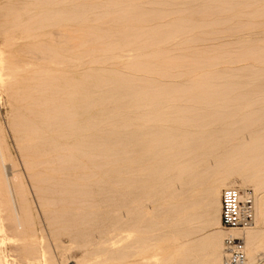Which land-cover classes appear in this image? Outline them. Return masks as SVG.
I'll return each mask as SVG.
<instances>
[{
  "label": "rangeland",
  "instance_id": "1",
  "mask_svg": "<svg viewBox=\"0 0 264 264\" xmlns=\"http://www.w3.org/2000/svg\"><path fill=\"white\" fill-rule=\"evenodd\" d=\"M59 1L60 0H57V2H55V0H45L44 2L41 0H27V2L24 3V2H21V0H15V1L14 0H0V63H1L0 64V78H2V80L0 79V147H1L0 148V151H1L0 152V167L3 168V169L0 168V175L3 174L6 179L7 178L8 180L10 179V183H11V186L14 188V191H16V193L18 194L21 193L20 195L15 194V193L14 194H15V197L16 195L18 196L15 199H17L16 202H18V205H20L21 209L23 210L22 220L26 226V236L24 235V236H21L20 238L19 237L16 238V236H11L12 234L10 235V233L6 235L3 230H2L3 232L1 231V228H0V232H2L0 233L2 234V236L0 235V238H1L0 239L1 240L0 241V264H16V263L26 264V261L24 259L19 263L18 261L13 260L12 249L16 248L17 246L21 248L22 247L21 245L28 243V241L36 242V244L38 242L39 243L37 244L38 246H43L50 239L52 241L53 238L50 233L53 228H50L49 226L47 228V224H49L50 222H54V221L53 220L48 221V220H50V217L58 213L60 214L63 212H67V214L68 213L71 214V212L74 211V207H75V210L77 209V211L86 210V209L87 210L96 209L97 211H101V213L109 214V216L114 220L124 219L126 213L123 210L124 203L122 202V199L124 198L123 193L125 192V189L123 185L121 184V180L122 179L124 180V178L126 177L129 178L130 175L132 176V178H130V180L132 181H136L139 177V175L137 174H132L130 170L128 169V167L125 166V163H124L125 161L123 158L124 152L128 149L129 150L132 149L133 151L138 152L140 154L143 153V158L145 162L148 163V165H146L144 169L146 171L156 168L158 160H159V156H157V154L153 152L154 150L153 147L155 145H152V143H149V142H145L144 134L133 136V138L130 137L131 132L135 129V121H136V117L138 116V113L148 110L151 113H162V114L169 113L170 114L173 109L171 105L173 104L179 108H186L189 105L199 104L202 101H205V102L211 101L212 103L219 101L217 103H220V100L221 101L223 100L221 103H225V102L234 103L235 100L240 101L242 99L241 97L243 96L245 97V102L247 106L244 105V108H241L240 111L239 110L237 111L236 120H237L238 114L239 113L241 114L242 112H245V111H249L253 113L251 115V117L254 115L252 119L260 118L261 116L255 113V111L257 107L264 108V92H263L264 88L262 89V87H264L262 86L264 83L263 81L264 80L263 79L264 78V69H263L264 63H260L257 60L259 58L260 52L264 51V41H263L264 35H262L264 34L263 32L264 31V26H263L264 25V12H263V15L258 16V17L248 18L246 16L250 12L260 13L261 11H264V0H243L245 1L243 4L237 7H229L226 11L227 16L233 15V16L238 17L234 20L232 19L229 21H226L228 20L227 17L225 16L226 14L222 16L221 12H218L217 7L215 6L217 0H213V2L212 0H209L207 1V3L204 0H184L179 4L177 3V1H173V0H139V2L142 5L141 8L145 14L152 15V14H156L158 10L161 11L159 13L160 17H162L161 20L160 21L153 20L149 23V25H152L153 27L159 26L160 24L164 26L166 21H170L176 15V14H172L173 10H178V9L179 11H181V13L178 15H180V17L182 18H185V20L190 21L191 26H192L190 31L179 34L180 40L190 39V41L187 44H185L184 46L182 45L173 46L177 44V42L174 41L170 47V50L173 51L174 56H177L183 61L187 59L186 63L182 61L183 63L186 64V65L184 64V66L186 67H184L181 72L186 73L188 76V79L190 80L187 79L186 81H184L186 85L185 89L176 90V92L170 93L171 96L168 98H158L157 97L158 99L154 97L146 96L143 93L144 90L142 88L143 87L154 88L157 85L159 87L157 86L155 88L170 87V86L179 84L180 82H183V81H181L180 79H173L170 81H163L162 83L159 82L157 83V85L156 83L153 85L152 84L150 85L147 82L140 83L138 80H135L131 87L124 90L123 85L119 80V76H121L122 71H124L123 73H126L128 71L127 69L131 67L130 65H132L134 62L138 60H142L143 58L148 57V56H154L155 53H153L151 48H149V50H147L144 54L141 55V53L137 52L136 50L135 41L129 40L126 44V50H125V53L128 56L123 53H118V54L113 55V65L103 64L102 62L96 61L100 57L98 53H95V52L93 53L91 51L80 53L77 49H74V47L72 46L73 45L72 43L75 44V42H78V44H80L81 42L84 41V39H83V36L77 33L74 34L73 32L82 31V29L84 30V29H87L88 27L96 26L99 24V22L97 20L95 21V17L90 15L86 19L82 20L81 23L80 21H76L75 22L76 24L74 23L73 24H70V23L63 24L60 20H57V18L54 17L53 14L56 12L57 9L62 10L64 13L72 12L75 8V3H70L67 0L64 2L65 4L60 3L59 6L57 7ZM83 1L85 2L88 0H83ZM94 1L95 3L98 2V0H94ZM10 5L13 6V8L12 7L9 8ZM12 9H15V10L17 9V10L13 11ZM18 10L21 11V13ZM15 14L17 17L14 16ZM10 15H12V17ZM5 16H6V19H5ZM252 19L254 20V22L252 21ZM18 20L20 21L18 22ZM25 23L29 25V29H21V26L23 24L25 25ZM194 23L195 24L197 23V24L195 25ZM205 23H207L208 25L206 26ZM210 23L211 24L213 23V24L211 25ZM220 23H223V25ZM125 26L128 27L131 25L130 23L127 22ZM12 28H15V29L12 30ZM207 29H208V32H210L209 36L212 39V40L210 39L209 41L203 40L204 39L203 37H206L204 35V32H206L205 30ZM196 31H197V34H196ZM260 31L262 32L260 33ZM62 32L68 35V37H71V38L73 37L75 39H68L69 40V43H68L67 39L62 38V36L59 35V33H62ZM198 32H200V34ZM25 34L26 35L28 34V35L26 36ZM56 34H58L57 36L58 38L55 36ZM172 35L177 36L175 31H172ZM193 35L194 37L197 36L198 38H196L195 40ZM224 35L227 36L226 37L228 38L227 41L224 40L226 39ZM54 38H56L55 40H57L58 42L55 41ZM58 39H60L61 43L59 42ZM216 39H219V40H216ZM31 43H35V44L31 46ZM40 44L41 45L43 44L49 48L48 50L45 51L46 54L48 53L47 56H51L54 53H58L61 57V61H59L58 63L54 59L51 60V58L49 60L48 58L40 59L41 56L40 57L38 56L42 53V52L39 53L41 49L34 48V45L38 46ZM78 44L76 43V45ZM90 44L91 43H85L84 45L88 47L90 46ZM57 45L59 46L61 45L60 49H59V46ZM257 45H260V46H257ZM169 46L170 45L166 43H161L159 45V47L163 51L169 48ZM255 47L256 48L258 47V49H256ZM68 48L69 50H67ZM222 48L226 49V51L228 52L227 57H230L229 60H226V59L218 60V58L221 56L219 53V50ZM21 49H27V50L29 49L31 52L28 51V54H24L25 53L24 50L23 52L19 51ZM227 49L228 50L230 49V50L228 51ZM249 49L254 50V51L250 53ZM131 51L132 53H134L133 54L134 57H131L132 55ZM32 52H34L36 55ZM29 53H31V55ZM7 54H10V55L8 56ZM18 57H20V59L24 61L23 64L15 69L16 73L13 76H6L5 72H8V70L5 67L8 65V63H10V61L13 58H18ZM35 57L36 58L38 57V58L36 59ZM128 58L129 59L131 58V60L133 59L134 61L128 62L129 61ZM38 59L40 60V62L38 61ZM64 60L66 63L64 62ZM77 60L79 61L77 62ZM42 62H44L45 64L42 65L43 64ZM212 62H217L218 67L216 66L214 69L210 68V63ZM36 63L39 64L40 66L37 65ZM232 66H235V67L232 68ZM252 67L255 69H253ZM91 68L92 70H96L100 72L103 75L104 79H107V80L105 81L102 80V82H99V83L97 82L96 84H94V82L92 81L85 80L84 77L91 73ZM19 69H21L20 70L21 72L19 71ZM202 69H204V71ZM242 69L243 70L249 69L250 70L249 73L253 74V76H250L248 73L249 75L248 77V75L245 74L244 71H242ZM45 70L47 71V73H45L46 72ZM213 70H216L217 72L219 70L221 71L223 70L222 72L221 71L219 72V73H222L223 76L221 74H219L218 76H213L212 78H210L209 81H205V85H202V86L194 85V82L200 76L204 75L205 73H207L205 75L209 76V74ZM233 70L237 71V73H240V74L244 73V74L237 75L236 73L237 75L236 81L232 82L233 85L230 82L228 86L227 79L231 75L230 73L234 72ZM256 71L258 73L255 74ZM227 72H229V74ZM225 73H227L228 75H226ZM42 74L44 76L52 75L51 77H55V78L64 77V79L68 80L69 89L71 90V97L74 98L76 101L74 105V111H76L75 116H74V120H75L74 128L76 130L75 138L77 139L76 141L75 139L74 140L72 139L63 140V142H65L66 145H72L71 147L68 146V149H59V150L55 149V146L53 143L54 135L53 133L48 132L47 129L45 128L46 116H44V119H43V115L40 116L34 112V107H33L34 98L33 97H30L31 99L26 98L23 101L21 100V102H19L18 98H20L19 96H21L19 92L23 93L24 88H25V85L23 86V84L26 83V81L28 83L34 81V79L38 75L42 76ZM141 75L144 77L148 76V74H145V73H141ZM246 75L248 78H246ZM189 76L191 77L189 78ZM216 77H217V80H216ZM15 79L21 80V81L17 80L18 82L17 84L24 81L23 83H21L22 86H20L21 84H19L17 85L18 87L15 86L14 88V92L18 93L16 94V96L14 95L16 99H14V97H12L11 95V94H14V92L12 93V91H8V85L14 82ZM111 79H114L115 82L108 81ZM165 82H168V83H165ZM235 85L237 86L236 88H235ZM259 85L260 87L261 86L262 87L260 88ZM239 86L241 90L239 89ZM19 89L20 90L23 89V91H19ZM248 89L249 90L252 89L251 91L252 94H256L257 93L256 90L260 92L257 93V97H256L255 95L252 96L251 92H248ZM134 93L135 95L132 97ZM209 94L211 95V97ZM203 95L204 97H201ZM249 97H252V98H249ZM17 100L19 103H17ZM245 102L243 103L245 104ZM90 103H92L93 105ZM91 105L93 107H91ZM24 106L25 107L28 106V107L24 109ZM28 108H30L31 111H29L30 109L28 110ZM29 112L32 113L31 116H33L32 117L33 119L30 117ZM228 112H229L228 110L219 109L218 112L216 113L218 116L217 119H218L220 126L221 125L224 127L225 126L228 127L229 125H230L229 127L232 126L230 124V121L233 120L230 115L231 111L229 113ZM171 116L173 115L170 114L169 119L175 118ZM37 124H39V126ZM148 124L154 125L153 122H147L146 125ZM235 126L236 128H239V125H235ZM125 127H127L128 131L125 130ZM18 129H20L21 132ZM26 129L27 130L29 129L28 131L35 132V133L33 134L31 132H28ZM64 129H67V128H64ZM24 130L28 132L29 134L28 133L25 134L26 132ZM36 134L37 136H33ZM116 134L119 138L116 136ZM28 135L29 136L31 135L32 138L31 136L29 137ZM127 136H128L129 141L126 138ZM246 136L254 137L255 135L250 134ZM19 137H22V140ZM25 138H26V141H25ZM27 138H29L30 140L28 141ZM49 144H51V146ZM150 147L152 148L150 149ZM38 150H40L41 153H39ZM152 152L153 154H150ZM114 154H116L119 157H116V155ZM28 159H33L34 162ZM35 159H37V161H35ZM40 161L43 164H38L40 163ZM203 164L205 165V163L202 161V164L200 165L201 168L204 167ZM28 171L29 172L31 171V172L29 173ZM33 172L35 176H37L36 177V179H38L37 181L35 180V176L33 177ZM57 173H59V175ZM118 175L120 176V178H117ZM202 176H203V173H199L195 176L196 178H193L191 180H187L181 183H177L176 189L173 191L174 193H176V195L178 196L180 195V197H185L188 194L186 197L194 196L195 198L198 197L197 199H200V197L204 199L203 207L196 208L194 210V216L196 218L193 217V219L190 220L189 224L188 223L185 224L187 240L180 239L179 242L176 241V243H174L175 241L169 242L167 240L164 243L156 242L155 243L156 247L154 248V250H149V253L148 251H145L144 253H142L139 249L137 251V247L136 248L134 247L132 248L133 253L131 252L128 256L125 257V259H118L116 256H112V255L109 256L107 254V255L100 256L97 260H94V258L93 259L90 258L91 260L90 264H212L211 257L212 255H214L216 251H220L224 253L223 252V241L226 238L225 234H227L226 233L227 230L223 229L221 225H217L216 223L217 208L215 204L212 205L210 201H208L209 199L206 196L207 195L206 186L205 185L197 186V182L201 179ZM219 177L222 178L221 175H215L213 178L216 179ZM0 178H3V177H0ZM244 178H245L244 173L242 174L241 171H237L233 175L229 174L228 176H226L225 186L224 187L218 186V191H220L221 193L222 189L229 186V187H240L242 189H250L256 194L255 188H254V182H251L250 184L246 186L241 185V181ZM20 184H21L20 188L22 190L19 188ZM47 185L49 186L50 189L47 187ZM34 187H37V188L35 189ZM45 189L47 190L45 191ZM49 190L52 194H50ZM152 190L157 191V187L154 186ZM263 191L264 189L258 191V193L261 192V194L259 193L260 196L258 198L259 205H262L264 203V192ZM49 199L54 200L56 202L54 203V201H52L53 202L52 204L50 203V201H48ZM40 200H44V201H40ZM140 200L143 201V203L141 204L138 203V206L144 212L145 211L149 212L152 209H154L159 201L156 199V197L151 199V203H146L144 201L145 198H140ZM56 211L58 213H56ZM136 213L137 212L134 211L133 215L135 216ZM219 218H220V213H219ZM2 225L4 226L3 221L0 222V227ZM43 227L46 232L44 230L42 232L41 229H43ZM254 228L255 229H253L252 231H247L246 238H244L245 245H246V253L248 257V260H247L248 264H258L257 262L259 258L258 255L262 253L261 250H263L264 248V216L260 219L259 225L255 226ZM49 237L51 238L48 239ZM216 237L219 238L217 241H215ZM21 238H23L25 241ZM35 239H37V241ZM177 242L180 244H178ZM184 242H185V248H186L185 256L180 257L174 263L172 262L170 263V261L168 262V260L165 259L164 256L167 255L168 251L170 252V251L177 250L179 247L181 248L182 243ZM125 243L126 241H122L114 245V248L113 249L111 248L112 251L119 250L125 245ZM157 247L158 248L168 247V248L166 250H159L157 249ZM164 253L166 254L164 255ZM58 261H60L59 264H62L61 257H58ZM70 264H73V263L70 262Z\"/></svg>",
  "mask_w": 264,
  "mask_h": 264
},
{
  "label": "bare ground",
  "instance_id": "2",
  "mask_svg": "<svg viewBox=\"0 0 264 264\" xmlns=\"http://www.w3.org/2000/svg\"><path fill=\"white\" fill-rule=\"evenodd\" d=\"M24 1L21 0V2H24ZM41 1L45 2V0H41ZM65 1H67V0H60L57 7L59 6L60 3L65 4L64 3ZM68 1L70 3H75L74 10L72 12H69V13H64L62 10L57 9L56 12L53 14V16L57 18V20H60L63 24H65V23L76 24L75 23L76 21H80V23H81L82 20H84L88 16L92 15L93 17H95V21L97 20L99 22V24L96 26H91V27H88L87 29H84V30L82 29V31L73 32L74 34L77 33V34L83 36V39H84L83 42L84 43L83 42H81L80 44H78V42H75V44L72 43L73 44L72 46L74 47V49H77L80 53L86 52V51L98 53L100 55V57L96 61L102 62L103 64L113 65V55L118 54V53H123V54L127 55L125 53V50H126V44L129 40L135 41L136 50H137V52L141 53V55L144 54L147 50H149V48H151L153 53H155L154 56H148V57L143 58L142 60H138V61L134 62L132 65H130L131 67H129L127 69L128 71L126 73H123L124 71H122L121 76H119V80L122 83L124 90L131 87L135 80H138L140 83L141 82H147L150 85L151 84L153 85L155 83L157 85V83H159V82L162 83L163 81H170L173 79H180L181 81H183V82H180L179 84H176V85L170 86V87L155 88L158 86L157 85L154 88H150V87H143L142 88L144 90L143 93L146 96L154 97V98L158 99V98H168L171 96L170 93L176 92V90H180V89L183 90L186 88L184 81H186L188 79V76L186 73L181 72V71L184 67H186V66H184V64L187 62V59H185V61L181 60L177 56H174L173 51L170 50L171 44H173L174 41L177 42V44H175L173 46H176V45L184 46L185 44H187L190 41V39H181V40L179 39L180 33H185L187 31H190V29L192 27L190 21H187V20H185V18H182V17H180V15H178L181 13V11H179V9L173 10L172 14H176L177 16L175 15L173 19H171L170 21H166L164 26H162L160 24L159 26L153 27L152 25H149V23L153 20L154 21H160L162 17H160L159 13L161 11L158 10L156 12V14H152V15L145 14L141 8L142 5L139 2V0H98V2H96V3L94 0H90V1L88 0L85 2L83 0H68ZM173 1H177V3L179 4L184 0H173ZM204 1H206V3H207V1H209V0H204ZM25 2H27V0ZM55 2H57V0H55ZM212 2H213V0H212ZM244 2L245 1H243V0H217L215 6L217 7L218 12H221V15L224 16L229 7H237L241 4H243ZM16 3H17V1H16ZM29 5H31V4H29ZM11 7L13 8V6L10 5L9 8H11ZM7 10H9V9H7ZM12 10L16 11L15 9H12ZM19 12L21 13V11H19ZM263 12L264 11H261L260 13L250 12L246 16L248 18L258 17V16L263 15ZM234 14H236V13H234ZM10 16L12 17V15H10ZM14 16H16V14ZM14 16H13V18H14ZM225 16L228 19L226 21H229L232 19L234 20V19L238 18V17L233 16V15L232 16L229 15L230 16L229 17V16H227V14ZM5 19H6V16H5ZM240 19H241V17H240ZM14 20H16V19H14ZM5 21H7V20H5ZM19 21L20 20H18V22ZM252 21L254 22L253 19H252ZM127 22L130 23L131 26L126 27L125 24ZM220 24L223 25V23H220ZM49 25H50V23H49ZM205 25L207 26L208 24L205 23ZM17 26H19V25H17ZM261 28H263V27H261ZM13 29H15V28H12V30ZM21 29H29V25L25 23V25L23 24L21 26ZM58 29H60V28H58ZM228 29H230V28H228ZM258 29H260V28H258ZM172 31H175L177 36L172 35ZM205 31L206 32H204V35L206 37H203L204 38L203 40L209 41L211 39L209 36L210 32H208V29ZM261 32L262 31H260V33ZM19 33H21V32H19ZM56 33H57V31H56ZM198 33L200 34V32H198ZM196 34H197V31H196ZM196 34H194V35H196ZM59 35H61L62 38L67 39V40L68 39H75L73 37L72 38L68 37V35H66L64 32L59 33ZM194 35H193V37H194ZM262 35H264V34H262ZM55 36L57 37L58 34H56ZM190 36H191V34H190ZM260 36H261V34H260ZM226 37L227 36H225V38ZM10 38H12V37H10ZM196 38H198V37L197 36L194 37L195 40H196ZM55 39L56 38H54V40ZM223 39H224V37H223ZM227 39L228 38H226L224 40L227 41ZM58 40L60 42V39H58ZM77 40H79V39H77ZM216 40H219V39H216ZM55 41H57V40H55ZM226 41H224V42H226ZM229 41H230V39H229ZM197 42H198V40H197ZM240 42H242V41H240ZM68 43H69V40H68ZM76 43L78 45H76ZM85 43H91V44H90V46L86 47L84 45ZM161 43H166V44H169L170 46L165 51H163L159 47V45ZM210 43H211V41H210ZM220 43H221V41H220ZM33 44H35V43H31V46ZM57 46H59V45H57ZM60 46H59V49H60ZM257 46H260V45H257ZM14 47H15V45H14ZM10 48H11V46H10ZM34 48L41 49V51L38 50L39 53L42 52L38 56V57L41 56L40 59H47L48 58V60H49L51 58V60L54 59L58 63H59V61H61V57L58 53H54L51 56H47L48 53L46 54L45 51L48 50L49 48L43 44L42 45L40 44L38 46L34 45ZM250 48H252V47H250ZM256 49H258V47ZM23 50L25 52L24 54H28V51L31 52L29 49L28 50L27 49H21L19 51L23 52ZM67 50H69V48ZM36 51H37V49H36ZM253 51L254 50L249 49L250 53H252ZM32 53H34V52H32ZM131 53H132V51H131ZM219 53L221 56L220 57L218 56L219 57L218 60L219 59H226V60L230 59V57H227L228 52L226 51V49H224V48L220 49ZM29 54L31 55V53H29ZM34 54H33V56H34ZM133 54L134 53H132L131 57H134ZM137 54H135V55H137ZM7 55L9 56L10 54H7ZM157 59H158V61H157ZM196 59H198V58H196ZM255 59H257V58H255ZM9 60H10V58H9ZM65 60H64V62H65ZM128 60H127L128 62L134 61L133 59L131 60V58L130 59L128 58ZM257 60L260 63H264V51L260 52L259 58ZM38 61L40 62L39 59H38ZM78 61L79 60H77V62ZM182 61L185 63H183ZM23 62L24 61L22 59H20V57L13 58L10 61V63H8V65L5 67L8 70V72H5L6 76H13L16 73L15 69L17 67H19L20 65H22ZM195 62H197V61H195ZM249 62H251V61H249ZM42 63H43L42 65L45 64L44 62H42ZM47 63H46V65H47ZM224 63H226V62H224ZM86 64H87V62H86ZM190 64H192V63H190ZM198 64H200V63H198ZM217 64H218L217 62L210 63V68L214 69L217 66ZM236 64H237V62H236ZM30 65H31V63H30ZM37 65H39V64H37ZM54 65H56V64H54ZM61 65H59V66H61ZM235 66H232V68ZM250 66H252V65H250ZM5 68H3V69H5ZM208 69H206V70H208ZM253 69H255V68H253ZM20 70L21 69H19V71ZM202 70L204 71V69H202ZM47 71L45 73H47ZM220 71L221 70H219L217 72L216 70H213V71H211V73L209 72L210 74L208 73L209 76L205 75V74H207V73H205L204 75L200 76L194 82V85H196V86L205 85V81H209L210 78H212L213 76H218L219 74L222 75V73H219ZM242 71H244V73L247 75L250 72L249 69H247V70L242 69ZM141 73L148 74V76L144 77V76H142L143 74L141 75ZM227 73L229 74V72H227ZM227 73H225V74L228 75ZM236 73H237V71L230 73L231 75L227 79L229 81V82L227 81L228 86H229L230 82L232 84V82L236 81L237 75L240 74V73H237V75H236ZM256 73H258V72L256 71L255 74ZM243 74L241 73L240 75H243ZM247 75H246V78H248L249 75L253 76V74H251V73H249L248 77H247ZM43 76H44L43 74H42V76L38 75L34 79V81L29 82V83L26 81V83L23 84V86L25 85V88L23 87L24 91H23V89L22 90L19 89V91H23V93L19 92V94L21 95V96H19L20 98H18L19 102H21V100L23 101L26 98L29 99L30 97H33L34 98V105H33L34 112L40 116L43 115V119H44V116H46L45 128L47 129L48 132L53 133V135H54L53 143H54L55 149L56 150L57 149L58 150L59 149H68V146L71 147L72 145H66L65 142H63V140L64 139H72V140L75 139V141H76V139H77V138H75L76 130L74 128L75 127L74 116H75V112H76V111H74V105H75L76 101L74 98L71 97V90L69 89L68 80L64 79V77L63 78L51 77L52 75L51 76H44V77ZM190 77L191 76H189V78ZM0 79L2 80V78H0ZM84 79L87 81H92V82H94V84H96L97 82L98 83L102 82V80H104V81L107 80V79H104L103 75L100 72H98L96 70H92V68H91V73L89 75H86L84 77ZM17 80L18 79H15L14 82H12L8 85V91H12V93H13L15 86L18 87L17 85L24 82L23 81V82H20L19 84H17L18 83ZM188 80H190V79H188ZM216 80H217V77H216ZM220 80H222V79H220ZM256 80H255V82H256ZM18 81H21V80H18ZM108 81H114V79H111ZM188 82H190V81H188ZM4 83H3V85H4ZM165 83H168V82H165ZM243 83H245V82H243ZM20 86H22V84ZM246 86H248V85H246ZM262 86H264V83ZM230 87H231V85H230ZM236 87L237 86L235 85V88ZM259 87H260V85H259ZM20 88H22V87H20ZM242 88H243V86H242ZM263 88L264 87H262V89ZM193 89H195V88H193ZM239 89H240V86H239ZM251 91H252V89H250V90L248 89V92H251ZM256 91H257V93L260 92V91L258 92V90H256ZM263 92H264V89H263ZM126 93H128V92H126ZM131 93H132V91H131ZM257 93L252 94V92H251L252 96L255 95L256 97H257ZM16 94H18V93L14 92V94H11L12 97H14V99H16L15 98ZM179 94H180V92H179ZM134 95H135V93L132 95V97ZM200 95H202V94H200ZM261 95H263V94H261ZM116 96H117V94H116ZM218 96H220V95H218ZM201 97H204V95ZM210 97H211V95H210ZM227 97H229V96H227ZM241 98L242 99L240 101L235 100L234 103L233 102L221 103L223 100L222 101L220 100V103H217L219 101L213 102V103L211 101H207V102L202 101L200 103L198 102L199 104H192V105L187 106L186 108H179V107H176L174 104L173 105L170 104L173 107V109L170 113L173 115L171 117H175L173 119H169V115H170L169 113L168 114L167 113L166 114L165 113L164 114H162V113H151L148 110L138 113V116L136 117V121H135V129L131 132V134L129 133L130 137L133 138V136H137L139 134H144L145 135V142H149V143H152V145H155L153 147L154 148L153 152L156 153L157 156H159V160H158L156 168L146 171L144 169H145L146 165H148V163L145 162V160L143 158V153L140 154L138 152L133 151L132 149H131L132 151L128 149L124 152L123 158L125 161L124 162L125 166L128 167V169L130 170V172L132 174L139 175V177L136 181L130 180V178H132L131 175H130V177L128 176L129 178L126 177V178H124V180L123 179L121 180V184L123 185V187L125 189V192L123 193L124 198L122 199V202L124 203L123 210L126 213L124 219L114 220L109 216V214L101 213V211H97L96 209L95 210H92V209L87 210L86 209V210H78L77 211V209L75 210V207H74V211L71 212V214L70 213L67 214V212H63V213L59 214L56 211V213H58V214H55L54 216L51 215L52 217H50V220H48V221L53 220L54 222H50L49 224H47V228H48V226L50 228H53L51 230V233H50L52 238H53L52 241L50 239L51 237H49L48 239H50V240H48V242H46L43 246H38L37 245V244H39L38 242L36 244V242H30V241H28V243L22 244L21 245L22 247L20 246L21 248H19L17 246L16 248L12 249L13 260L18 261V263H19L24 259L26 261V264H59L60 261H58V257H61L62 264H70V262L73 264H90V261H91L90 258H92V259L94 258V260H97L100 256L108 254L109 256H111V255L116 256L118 259H125V257L128 256L133 251L132 248H134V247L135 248L137 247V251L139 249L142 253H144L145 251H148V253H149V250H154V248L156 247L155 246L156 242L157 243H159V242L164 243L167 240L169 242L175 241L174 243H176V241L179 242L180 239H186L185 224L186 223L189 224L190 220L193 219V217H195L194 216V210L196 208H202L203 207V200L204 199L202 197H200V199H197L198 197L195 198L194 196L186 197L188 194L185 197H180V195L179 196L176 195V193H174L173 191L176 189L177 183H181V182L196 178L195 176L199 173H203V176L197 182V186H203V185L206 186V188H207V195L206 196L209 199L208 201H210V203L212 205L215 204V206L217 208V212L215 211L217 213V217H216L217 225H220L219 224L220 223V218H219L220 191H218V186L219 187L225 186L226 176H228L229 174L233 175L237 171H241L242 174L244 173V176H245V178L241 181V185L246 186V185L250 184L251 182H254V188H255L256 194H255V221H254L253 226L251 228L247 229L243 233H241L238 230H227L226 231L227 234H225L226 238H229V237L235 238V239L240 238V237H243V239L246 238V235H247L246 232L252 231L253 229H255L254 227L259 225L260 219L264 216V203L262 205H259V203H258V198L260 196L259 193L261 194V192L258 193V191L264 189V108L263 107L262 108L257 107V109L255 111V113H257V114H259V116H261L260 118L252 119V117L254 115L252 117H251V115L253 113H251L249 111H245V112H242L241 114L238 112L239 114H238V117L236 120L237 111L238 110L240 111V109L244 108V105H246L245 97L243 96ZM249 98H252V97H249ZM253 99H254V97H253ZM19 102L17 100V103H19ZM203 102H205V103H203ZM243 102H245V104ZM125 103H127V102H125ZM90 104H92V103H90ZM92 105H91V107H93ZM26 107H28V106H26ZM26 107L24 106V109ZM29 109L30 108H28V110ZM219 109L228 110L229 112L231 111L230 115L233 119L232 121H230V124L232 125L231 127H229L230 126L229 124H228L229 125L228 127H226V126L224 127L222 125L220 126L218 119H217L218 116L216 114ZM29 111H31V109ZM29 113H30V117L32 118L33 117V116H31L32 113L31 112H29ZM226 115H228V114H226ZM147 122H153L154 125H150V124L146 125ZM113 123H114V121H113ZM115 123H116V121H115ZM37 125L39 126V124H37ZM235 125H239V128H236ZM35 127H36V125H35ZM64 128H67V129H64ZM114 129H116V128H114ZM18 130L20 131V129H18ZM125 130L128 131L127 127H125ZM20 132H18V133H20ZM28 132H31V131H28ZM28 132H26L25 134H27ZM31 133L34 134L35 132H31ZM91 133H93V132H91ZM117 134H116V136H117ZM250 134H254L255 136L254 137L246 136V135H250ZM20 135H18V136H20ZM33 136H37V134L33 135ZM26 137H27V135H26ZM19 138H21V140H22V137H19ZM31 138H32V136H31ZM126 138L128 140V136ZM41 139H42V137H41ZM27 140L29 141L30 139L27 138ZM25 141H26V138H25ZM21 142H23V141H21ZM32 143H33V141H32ZM49 145L51 146V144H49ZM73 147H74V145H73ZM151 148L152 147H150V149ZM40 150H38L39 153H41ZM32 151H34V150H32ZM148 151H146V152H148ZM153 152L150 154H153ZM116 154H114V155H116ZM38 155H40V154H38ZM34 156H33V158H34ZM116 157H119V156L116 155ZM27 158H28V156H27ZM28 160L33 161V159H28ZM35 161H37V159H35ZM202 161L205 163V165L203 164L204 165L203 168H201V166H200L202 164ZM119 163H121V162H119ZM198 163H199V165H198ZM38 164H43V163H41V161H40V163H38ZM0 168H2V167H0ZM31 170H33V169H31ZM37 173H38V171H37ZM40 174H38V175H40ZM45 174H46V172H45ZM57 174L59 175V173H57ZM2 175H0V177H3V178H0V213H1L0 219H1V221H3L4 226L2 225L0 227L1 231L3 230L6 235H8L10 233V235L12 234L11 236H16V238L17 237L20 238L21 236H24V235L26 236V226L22 220L23 210L21 209L20 205H18V202H16L17 199H15L18 197L17 195L15 197V194H18V193H16V191H14V188L11 186L10 179L8 180V178L6 179L4 177V175L3 176ZM215 175H221L222 178L219 177L220 179L219 178L214 179L213 177ZM34 176H35V174L33 172V177ZM36 177L37 176H35V180L37 181L38 179H36ZM40 177H42V176H40ZM117 178H120V176L118 175ZM228 182H226V183H228ZM48 185H47V187L49 188ZM154 186L157 187V191L152 190L154 188ZM20 187H21V184H20L19 188ZM34 188L36 189L37 187H34ZM45 188H46V186H45ZM47 189H45V191ZM204 189H203V191H204ZM15 190H16V188H15ZM49 192H50V190H49ZM49 192H47V193H49ZM20 194H18V195H20ZM38 194H39V192H38ZM50 194H52V193L50 192ZM190 194H192V193H190ZM155 197L159 201H158L156 207L154 209H152L151 211H149V212L145 211L144 212L138 206V203H140V204L143 203V201H141L140 198H145L144 201L146 203H151V199L155 198ZM52 198H54V197H52ZM19 199H21V198H19ZM40 201H44V200H40ZM48 201H50V203L53 204L52 201H54V200L49 199ZM55 202L56 201H54V203ZM87 202H88V200H87ZM93 203H94V201H93ZM155 203H156V201H155ZM129 205H131V206H129ZM132 205L133 206L136 205V206L133 207ZM134 211L137 212L135 216L133 215ZM49 216H50V214H49ZM211 221H212V219H211ZM213 221H215V220H213ZM2 227H4V228H2ZM45 228H46V226H45ZM41 230L43 232L44 227ZM2 232H0V233H2ZM228 233H230V234H228ZM244 234H245V236H244ZM0 235L2 236V234H0ZM21 239H23V238H21ZM218 239L219 238L216 237L215 241H217ZM3 240H4V238H3ZM35 240L37 241V239H35ZM44 240H46V239H44ZM122 241H126L125 245L117 251H112V249L114 248V245H116ZM178 244H180V243H178ZM175 246H177V245H175ZM158 247H157V249H159V250H166L168 248V247H161V248H158ZM245 247H246V245H245ZM179 248L177 250H174V251H170V252L168 251L167 255H165L166 253H164V255H165L164 258L167 259L168 262L170 261V263L171 262L174 263L180 257H182V256L184 257L185 253H186L185 242L182 243V246H181L182 249L181 248L179 249ZM151 252H153V251H151ZM223 252H224V250H223ZM261 252L262 253L260 255H258L259 256L258 261H257L258 264L264 263V248H263V250H261ZM246 255H247V253H246ZM225 256H226L225 252L222 253L220 251H216L214 253V255H212V257H211V263L212 264H222ZM192 260H193V258H192ZM247 260H248V257H247Z\"/></svg>",
  "mask_w": 264,
  "mask_h": 264
},
{
  "label": "built area",
  "instance_id": "3",
  "mask_svg": "<svg viewBox=\"0 0 264 264\" xmlns=\"http://www.w3.org/2000/svg\"><path fill=\"white\" fill-rule=\"evenodd\" d=\"M255 221V193L250 189L226 187L220 193V225L225 230L241 233L251 228ZM226 256L222 264H248L245 241L226 238L223 241Z\"/></svg>",
  "mask_w": 264,
  "mask_h": 264
}]
</instances>
